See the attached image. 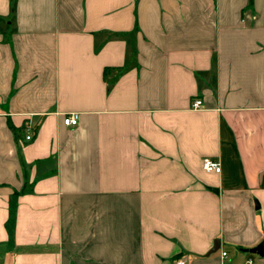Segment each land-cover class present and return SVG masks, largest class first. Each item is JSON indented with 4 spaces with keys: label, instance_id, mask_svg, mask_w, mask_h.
<instances>
[{
    "label": "crops",
    "instance_id": "crops-1",
    "mask_svg": "<svg viewBox=\"0 0 264 264\" xmlns=\"http://www.w3.org/2000/svg\"><path fill=\"white\" fill-rule=\"evenodd\" d=\"M263 240L264 0H0V264H264Z\"/></svg>",
    "mask_w": 264,
    "mask_h": 264
},
{
    "label": "built area",
    "instance_id": "built-area-1",
    "mask_svg": "<svg viewBox=\"0 0 264 264\" xmlns=\"http://www.w3.org/2000/svg\"><path fill=\"white\" fill-rule=\"evenodd\" d=\"M203 105V101L202 100H196L193 102L192 107L194 109H199L201 108ZM79 122V114L78 113H71V114H66L63 117V124L67 127H72V126H76ZM25 131L27 132L26 135V140L30 141L33 139V127L28 124L25 126ZM203 169L206 172H216V173H220L221 172V164L219 162V160L213 159V158H204L203 159ZM223 258H225L227 256V252H223L222 253ZM248 264H256L252 259H249L247 261ZM175 264H186V262L184 260H178Z\"/></svg>",
    "mask_w": 264,
    "mask_h": 264
},
{
    "label": "water",
    "instance_id": "water-1",
    "mask_svg": "<svg viewBox=\"0 0 264 264\" xmlns=\"http://www.w3.org/2000/svg\"><path fill=\"white\" fill-rule=\"evenodd\" d=\"M217 249H218V247L214 248V250H212V252H216ZM242 251H244L246 253L258 255L261 258H264V240L260 244H258L256 247L251 248V249H244Z\"/></svg>",
    "mask_w": 264,
    "mask_h": 264
},
{
    "label": "rangeland",
    "instance_id": "rangeland-1",
    "mask_svg": "<svg viewBox=\"0 0 264 264\" xmlns=\"http://www.w3.org/2000/svg\"><path fill=\"white\" fill-rule=\"evenodd\" d=\"M252 256H254L255 258H257V256H256V255H252Z\"/></svg>",
    "mask_w": 264,
    "mask_h": 264
},
{
    "label": "trees",
    "instance_id": "trees-1",
    "mask_svg": "<svg viewBox=\"0 0 264 264\" xmlns=\"http://www.w3.org/2000/svg\"><path fill=\"white\" fill-rule=\"evenodd\" d=\"M252 2V0H250Z\"/></svg>",
    "mask_w": 264,
    "mask_h": 264
}]
</instances>
